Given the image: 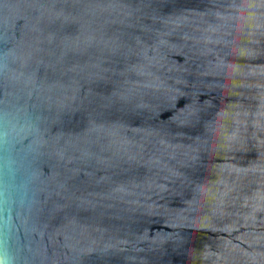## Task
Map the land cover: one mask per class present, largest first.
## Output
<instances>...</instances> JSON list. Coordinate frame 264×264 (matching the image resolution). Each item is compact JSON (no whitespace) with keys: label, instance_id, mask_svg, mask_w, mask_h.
Masks as SVG:
<instances>
[{"label":"water","instance_id":"95a60500","mask_svg":"<svg viewBox=\"0 0 264 264\" xmlns=\"http://www.w3.org/2000/svg\"><path fill=\"white\" fill-rule=\"evenodd\" d=\"M0 264H264V0H0Z\"/></svg>","mask_w":264,"mask_h":264}]
</instances>
